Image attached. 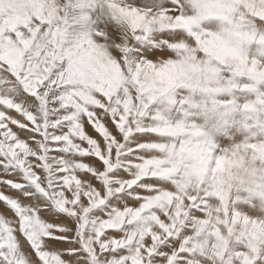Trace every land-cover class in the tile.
Segmentation results:
<instances>
[{
    "label": "snow or ice",
    "instance_id": "snow-or-ice-1",
    "mask_svg": "<svg viewBox=\"0 0 264 264\" xmlns=\"http://www.w3.org/2000/svg\"><path fill=\"white\" fill-rule=\"evenodd\" d=\"M0 264H264V0H0Z\"/></svg>",
    "mask_w": 264,
    "mask_h": 264
}]
</instances>
